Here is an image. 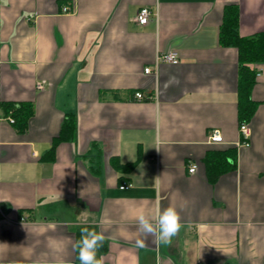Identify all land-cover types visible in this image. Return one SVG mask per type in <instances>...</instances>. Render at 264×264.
Listing matches in <instances>:
<instances>
[{"label": "crops", "instance_id": "1", "mask_svg": "<svg viewBox=\"0 0 264 264\" xmlns=\"http://www.w3.org/2000/svg\"><path fill=\"white\" fill-rule=\"evenodd\" d=\"M229 4L242 35L264 31V0H0V264H77L86 226L105 235L102 264H264V62L241 145ZM172 49L178 63L158 61ZM69 115L75 136L54 145ZM231 147L211 181L206 157ZM169 206L171 244L136 247L139 211Z\"/></svg>", "mask_w": 264, "mask_h": 264}, {"label": "trees", "instance_id": "2", "mask_svg": "<svg viewBox=\"0 0 264 264\" xmlns=\"http://www.w3.org/2000/svg\"><path fill=\"white\" fill-rule=\"evenodd\" d=\"M239 9L236 4L225 7L224 19L220 26L219 39L223 45L237 47L239 52V84H238V119L239 124L249 122L255 114L259 101L251 96L252 88L256 82V71L251 66L253 63L264 62V31L253 35H242L239 31ZM32 109L27 108L15 110V117L25 124L26 118ZM73 115L66 117L62 123L59 136L55 138L54 145L59 141L73 138L75 136L76 122ZM218 156L206 157L208 175L211 181L224 170L222 166L231 167L233 163L229 160L234 158L235 147L219 150ZM231 163V165L229 164ZM229 165V166H228ZM93 230L90 226H86ZM81 239V230L76 234V260H79L78 243ZM100 249H104V246ZM99 258V251L97 253Z\"/></svg>", "mask_w": 264, "mask_h": 264}, {"label": "clouds", "instance_id": "3", "mask_svg": "<svg viewBox=\"0 0 264 264\" xmlns=\"http://www.w3.org/2000/svg\"><path fill=\"white\" fill-rule=\"evenodd\" d=\"M138 228L143 236L136 241V247L143 248L149 237H155L158 244L170 245L183 227L181 216L177 209L169 206L161 210L157 208L153 213L148 214L143 210L139 211ZM103 224V221H101ZM105 235L103 232L90 230L88 227L81 228V239L78 243L79 260L81 264H102V258L97 253L103 247Z\"/></svg>", "mask_w": 264, "mask_h": 264}, {"label": "built area", "instance_id": "4", "mask_svg": "<svg viewBox=\"0 0 264 264\" xmlns=\"http://www.w3.org/2000/svg\"><path fill=\"white\" fill-rule=\"evenodd\" d=\"M65 11L69 10V7L64 8ZM153 12L149 6H142L137 15H136V21L141 24H147L152 16ZM158 61H164V62H170V63H178L179 62V53L172 49L167 52H163L158 55ZM157 68L153 69L151 66H146L144 71L146 73H152L155 72ZM144 97L143 93L138 91L135 92V98L137 99H142ZM11 122H15L14 118L10 119ZM240 132H241V140L239 144L241 145H248L249 144V139L251 135V129L249 127V124L247 122H242L239 126ZM209 140L213 143H218L223 141V135L221 133V130L218 128L212 129V131L209 134ZM197 163H191L189 167L190 172H195L197 169ZM130 186V183L124 182L120 187L121 188H128ZM8 264H20V263H8Z\"/></svg>", "mask_w": 264, "mask_h": 264}]
</instances>
